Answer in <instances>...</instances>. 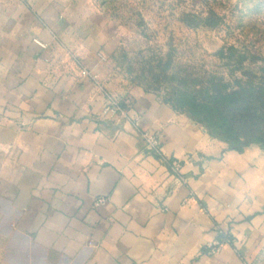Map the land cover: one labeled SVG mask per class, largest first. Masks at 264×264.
<instances>
[{
  "label": "crops",
  "instance_id": "1",
  "mask_svg": "<svg viewBox=\"0 0 264 264\" xmlns=\"http://www.w3.org/2000/svg\"><path fill=\"white\" fill-rule=\"evenodd\" d=\"M98 35L0 0V264H264V150H228L141 88L106 93L81 73Z\"/></svg>",
  "mask_w": 264,
  "mask_h": 264
},
{
  "label": "rangeland",
  "instance_id": "2",
  "mask_svg": "<svg viewBox=\"0 0 264 264\" xmlns=\"http://www.w3.org/2000/svg\"><path fill=\"white\" fill-rule=\"evenodd\" d=\"M61 15L70 30L99 34V87L134 88L165 103L188 76L225 72L221 49L264 58V0H30ZM209 17L215 27L202 24ZM226 74V73H225Z\"/></svg>",
  "mask_w": 264,
  "mask_h": 264
},
{
  "label": "trees",
  "instance_id": "3",
  "mask_svg": "<svg viewBox=\"0 0 264 264\" xmlns=\"http://www.w3.org/2000/svg\"><path fill=\"white\" fill-rule=\"evenodd\" d=\"M202 24L215 27L217 22L206 17ZM218 55L225 72L186 77L185 89L176 86L165 103L200 124L228 150L241 153L250 146L264 150V58L253 56L245 64L249 53L232 46Z\"/></svg>",
  "mask_w": 264,
  "mask_h": 264
},
{
  "label": "built area",
  "instance_id": "4",
  "mask_svg": "<svg viewBox=\"0 0 264 264\" xmlns=\"http://www.w3.org/2000/svg\"><path fill=\"white\" fill-rule=\"evenodd\" d=\"M98 59L100 62L104 61L105 56L99 53ZM81 73H82V76L90 79L93 83L98 85L97 74H95L93 71L83 69ZM121 113H122V109H121L120 104L116 100L109 97L107 104L103 108V114H110L111 116H117V115H120ZM141 138L143 140L145 150L148 153L155 155V156L160 155L161 142H160V136L158 133L143 132L141 133ZM168 164L172 172V175L175 178V181L177 183L183 182L184 180L182 176L180 175L179 164L177 162H169ZM104 202H105V199L99 198L95 201V206L99 207L103 205ZM212 252H217V248L216 247L213 248Z\"/></svg>",
  "mask_w": 264,
  "mask_h": 264
}]
</instances>
